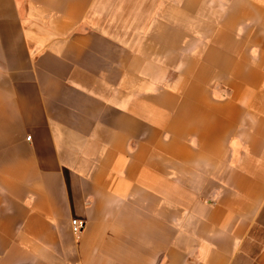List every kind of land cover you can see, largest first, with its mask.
<instances>
[{
    "label": "crops",
    "instance_id": "1",
    "mask_svg": "<svg viewBox=\"0 0 264 264\" xmlns=\"http://www.w3.org/2000/svg\"><path fill=\"white\" fill-rule=\"evenodd\" d=\"M0 264H264V0H0Z\"/></svg>",
    "mask_w": 264,
    "mask_h": 264
},
{
    "label": "built area",
    "instance_id": "2",
    "mask_svg": "<svg viewBox=\"0 0 264 264\" xmlns=\"http://www.w3.org/2000/svg\"><path fill=\"white\" fill-rule=\"evenodd\" d=\"M27 140L30 141L31 138H28ZM71 225H72V233L76 237H79L84 232L85 227H86L84 222L77 220V219H74Z\"/></svg>",
    "mask_w": 264,
    "mask_h": 264
}]
</instances>
